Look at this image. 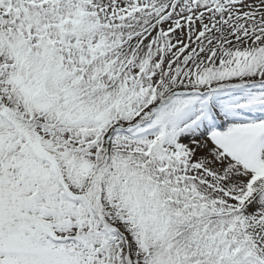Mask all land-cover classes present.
<instances>
[{
    "label": "rangeland",
    "instance_id": "obj_1",
    "mask_svg": "<svg viewBox=\"0 0 264 264\" xmlns=\"http://www.w3.org/2000/svg\"><path fill=\"white\" fill-rule=\"evenodd\" d=\"M86 1H88L89 3V1L93 2L94 0ZM95 1L98 6L97 8H95L96 10H93V14H91L92 20H88L87 25L84 23V20H82L81 22L80 15L78 14V11L76 9L75 11H71L65 5L66 9L64 10L63 3H61L60 9L58 8V6H56L53 11L51 8V13H49V10L46 11L45 17L42 18V22H44V24H52L53 21H56L58 24H60V26L62 25L63 27L70 28L71 30L76 29V35L78 37H82L84 34L81 33V28L84 27V30L86 29V27L87 29L88 27L94 29L96 23L98 22L97 19L100 20V17L105 19V17L108 15H106L104 11L109 10V16L112 15L114 17L115 15L113 13H115L117 10H123L127 12V9L129 7L133 9L137 5V1L139 0H115V7H118L117 10L109 3V1L112 2V0ZM196 1L197 0H181L176 12H174L173 14L172 12L167 14L166 16L156 21L155 24L153 23L151 27H147L142 32L138 33V35L131 36L127 40L125 38V41L122 39V36L124 37V34L126 33H122L121 30L123 29H121V27L116 23L113 28L115 29L114 31H116L115 36L112 34V32H106V39L109 40L101 38L97 39V42L101 47L107 46L108 44H113V46H115L109 47V49L111 50V52H109L111 54V57H109L108 55L104 56L102 54L97 55V60L98 62H100L101 68L109 69V71L114 70V73H117L119 71L123 74V71H125L124 68H127L128 65L129 67H131L136 55L140 53L139 51L134 50V47H139L141 49V46H143V48L141 49L142 51L149 50L151 47L154 48L155 43L159 38V35L156 36L154 34V30L157 29L159 32H161L165 28L172 29L173 26L177 24V20H183V22H185L187 19L191 18L192 16L191 13L189 14V12L192 9V6L195 5ZM140 2L144 3L143 5H146L145 12L141 14L143 16L140 17V19H143L146 24L150 23V21H152L150 16L151 14L147 13H152L153 5L155 4V2L151 1V3H148L146 0H140ZM1 3L2 1L0 0V7L2 8L3 4ZM83 5V3L80 5L81 8ZM207 5L208 8H211L213 7L214 3L211 0L207 2ZM243 8L249 10L252 13L261 12L264 9V0L249 1L243 6ZM27 18L28 19L26 20V22H29L31 18ZM68 22L70 23L68 24ZM117 22H120L119 18ZM194 26L197 29L196 21L194 23ZM48 27L45 26V28H42L40 26H37L36 24L31 26V29L29 31L32 36L30 37V40L32 41L33 39H36L37 36H43L44 31H46L45 29ZM149 28L150 35L145 36V34L149 32ZM97 31L103 33V31L100 30ZM128 35H130V33H128ZM128 35L126 34L125 36ZM180 35L181 33L179 34V36ZM182 35L184 42L186 40V37L184 36L185 29L182 30ZM15 40L8 44H0V82L6 80V82L8 83V87L6 86L5 93H7V95L11 97L12 101L18 100L20 103L16 104V102H14V105L9 107L7 103L0 100V113H3L0 114V143L6 144V142H8V148L6 147V145L1 144L0 146V264H76V262L72 258L66 257L68 246H66L65 239H67L68 237H64L63 235L59 236L53 233V231L48 230V228H43V226L40 225V221L37 219V217L46 215H48V217H51V214H55V218L60 217L62 219H67L69 223V220H74L75 214L72 219H70L67 214H69L70 212L76 213V210L78 212L80 211V213L82 214L81 209H79V206H81V202H76V205L72 203L75 199V195L72 192L76 191L77 188L70 187V181L77 176H74V173H72L70 169H67V173L63 175V177L59 176V181L56 179L53 172L56 173V169L60 165L55 164L57 148L55 144L50 141L51 132L47 131V133H45L42 129L36 128L37 126L32 123V121H35V118L33 117L34 112H36V114L47 116L45 124H47L48 126L50 121H60L64 115L73 113V115L71 116V119H73L77 117L76 111L81 116L87 114L91 115V112L93 111L96 118L100 120L102 119L99 122L97 131L106 128V124L104 123L106 105L104 106L105 103L101 99H98L97 104H95L93 108H91L92 105H89L90 108H88V104H85L83 106V110H87L85 112L79 109L76 110V108L73 106V104L76 103H78V105H81L79 104L81 100L77 102L76 99L81 95H74V97L73 95H71L74 93H78L84 96L86 95V92H88L89 95L93 96L94 90L100 89V85L98 86L99 81H92L93 79L90 78V80L88 77L87 87L89 88H86V91L79 93L76 89L72 88V85L74 83L71 82H74V79H72L71 75L69 74L70 70L67 69L71 68L75 64H79V62H75L76 58L85 56L88 50L91 51L93 47L96 46V44H94L95 40L87 38L85 42H79L77 46H73V50H75V53L77 52L76 56L72 54V51L69 53L70 55H67L68 61L62 62L67 66L66 68L62 69L70 79L68 80L69 85H67V88H64L63 91L65 89L71 91V100L66 99L68 103L66 102L65 104H62L59 100L52 101L49 98L51 89H54L47 87V85L49 84L45 83V81L49 77V75H47L49 69H47V66L44 64H46V62H48L49 60H47V58L45 59L46 62L41 64L42 68H37L33 72H28V74L23 73L22 68L23 66L27 67L30 55L26 53L28 50L24 49V46H26L27 44H22L20 47L14 46V44L16 43ZM130 40L137 41L138 43L141 41L142 42L137 44L136 46H133V49L131 50H129V47L124 50V45ZM66 44L67 47H71V42L67 40L64 41L63 48H65ZM21 47H23V49ZM46 48L47 45H45L42 49ZM112 48L114 50H112ZM53 52L54 50L52 51L49 48L47 51H45L46 57L50 56L51 58H53ZM146 55L147 54L144 52L142 54H139L135 65L140 63ZM4 56L8 57L4 58ZM60 59L61 61H63V57H60ZM71 60H73L74 65H72L73 63ZM117 61L121 63L119 64L121 68L116 64ZM193 61L198 63L201 61V59L195 58L189 61L186 65H189ZM9 68H11L12 70H10ZM161 71L162 69H159L158 77H161ZM210 71L211 70H208V74H206L204 78H199V76V79H197V82L195 84L198 85L200 84V81L203 80V84H208L210 82V84L212 85V82L216 80V77H214L213 75L211 76ZM217 71L218 70H212L211 74H216ZM90 72L95 73L94 71ZM151 73H153V70H151ZM129 76V73H127V75H124V77ZM57 82V80H54L53 85H55ZM258 85L259 84H256V86ZM258 87L259 88L246 86L242 88H231L227 90L225 89L223 90L224 93H222L221 95L216 94L208 98H206V96L208 95L201 94V96L199 97H203V99L193 100L191 105L194 106L192 107L200 108L202 111H206L207 106L209 105L211 108L219 107L221 108L222 113L226 115L224 121H226L229 125H225L224 129L223 126L221 127V129H215L214 132H217L216 134H212L210 133V131H207L199 137H191L190 135L192 134V130H194V128H197L198 123H200L199 120L192 122L194 120L192 119L188 122V129L186 128L190 135L185 133L186 135L184 136V139L182 138L186 143L191 142L195 144V157L205 160V162L208 165L212 166V168H214L216 172L228 178V180L232 183L235 182V187L238 189V195H240L242 191L248 187V185L246 184L247 182L253 181L257 177L264 176V146L262 148V153L259 152L261 139L264 138V115L253 119L249 118L241 120V117L244 116L243 114L249 108V105H256L262 102V104L259 105L264 107V85ZM220 89L222 88H219V86H217L216 88L206 89V91L204 92L209 93L210 95L212 93L207 91H219ZM254 89H257L258 91H254ZM63 91H60L61 97ZM15 95H17V97ZM54 98H60L57 92L55 93ZM43 99L45 101H43ZM207 99H209L208 102L206 101ZM33 104H35V107ZM211 104H213L215 107H212ZM53 108H59V111L62 112L63 115H59L55 110L53 111ZM162 112L166 113V111L164 110ZM1 115L4 116L1 117ZM7 122H9L8 125H6ZM179 123L182 126L185 124L187 125V118L181 119ZM159 133L160 124L158 121H155L143 129H136V132L132 135V139H126L127 133L123 129L120 131L118 130L116 134L118 136L117 138L120 139V142L124 141L125 139L137 149H144L149 152V150H152V146H155L154 139L155 137L159 136ZM9 139L10 141H8ZM192 140L194 141L192 142ZM12 142L14 143V145L18 144V146L16 147L20 149L19 152L21 156L29 160L28 166H30L31 163H34L29 168L31 173L25 172L28 178L32 175V178L36 179L40 184L45 181L46 184L48 183L49 189L55 191L53 194L55 197L52 199V201H42L41 206L39 207L32 206L31 214L29 215L24 214L20 216L19 214V210L22 208L21 205L23 199L21 194L19 193V190L15 187L20 189H22L23 187L25 188V185L23 184L26 183L21 178L22 174L18 173L16 168H13V174L9 176L4 174L5 171H8V166L2 163L4 162V158L9 154L8 150L12 148ZM254 156H258L259 160L261 159L263 166L254 164V161L251 159L254 158ZM247 158L250 159L245 160ZM65 169L66 168H64V170ZM246 171H248L250 174H248V172ZM46 173L49 174L48 177H42ZM112 175H114L113 170L107 173L108 177L111 176L110 178L114 179L115 176ZM6 176L13 178L14 180H8L9 182L2 181ZM121 177L125 176L122 175ZM77 178L79 179L78 185H80L81 178ZM97 178V176H94L93 179L88 183L90 191L93 193L98 189ZM101 178L102 177H100L99 179ZM125 180L129 179H123V182H121L120 184L122 185V187H124L122 193H125L128 196L121 198L120 203L124 208H129L131 212L135 210L134 213L132 212L133 217L129 219L141 224H143L144 221H148L144 223V227L147 230L146 232L153 234V232L156 230V234H154L150 239V248L153 250H163L166 248L174 247L170 232H172L171 228H174V226L181 219H186L190 214V216L187 218V221L185 220V222H187L188 229H194L195 226L199 223V220L202 218L200 217L201 211L197 210L196 198H194V195L189 193L186 201L181 199L175 201L177 204L181 203L182 205V209L178 210L179 214H182V218L173 221L172 217L175 213L172 212V217L168 215L169 221L172 220V224L167 227L165 220L162 218L165 217V215L163 214V207H161V204L158 205L157 202H159V200H156V202L153 199L152 186H150L149 184H143L144 187L141 188L143 192L141 191L139 193L136 192L134 188L136 184L129 183L128 185H126L127 183L124 182ZM68 181L69 184L67 185ZM107 182L110 183L112 181L107 180ZM12 183L18 185L16 186L14 184V189L16 190L15 194L12 193V189L9 190L13 187ZM85 184L86 182H84V185ZM111 184L108 185L111 186ZM260 184H263V181L260 182ZM33 186L36 185L34 184ZM33 191L35 192V189H33ZM40 196L44 197V194H40ZM120 197H122V194H120ZM46 199H48V196H46ZM161 202L163 201L161 200ZM251 207L254 208V211L264 212V193L262 194L261 198L258 199V201L252 203ZM16 211L19 214V217L17 218L14 214ZM134 215H140V217L134 218ZM231 215L232 214L228 215V219H225V221H222L220 224H218V227H225L228 224H231L233 217ZM48 217H46L45 219H50ZM79 220L81 219L77 216V221ZM80 226H83V223H81ZM200 226V232H193L192 240H197V236L202 232H204L207 236L210 235L206 231V229L200 230ZM57 227L60 226H56V228ZM150 236L151 235H149L148 237ZM262 239L264 240V237H262ZM54 240H57L55 244L49 242ZM67 242L73 243V241L68 239ZM206 256L208 255L203 253L199 256V258H205Z\"/></svg>",
    "mask_w": 264,
    "mask_h": 264
},
{
    "label": "trees",
    "instance_id": "obj_2",
    "mask_svg": "<svg viewBox=\"0 0 264 264\" xmlns=\"http://www.w3.org/2000/svg\"><path fill=\"white\" fill-rule=\"evenodd\" d=\"M261 29H262V28H261ZM263 45H264V30H262V31H257V38H256L255 40H253V42H252V44H251V47L258 48V47H263ZM249 47H250V46H249ZM240 48H242V47H240ZM101 152L104 153V150L102 151V149H101ZM195 177H196V179H194V180H196V181L199 182L200 184L205 185V186H209V184L206 182L207 180H206V177H205V176H202V175L196 174ZM211 205H212V204H211ZM135 254H136V253H134V251H131V255H132L133 257H136V256H137V255H135ZM122 257H123V259L125 260L126 255H125V254H122ZM123 264H125V263L123 262Z\"/></svg>",
    "mask_w": 264,
    "mask_h": 264
}]
</instances>
